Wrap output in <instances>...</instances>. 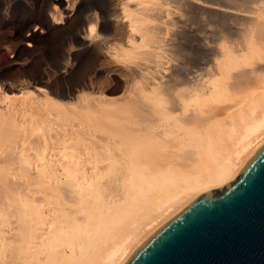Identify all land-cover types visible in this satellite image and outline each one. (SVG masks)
I'll return each mask as SVG.
<instances>
[{
    "label": "bare ground",
    "instance_id": "bare-ground-1",
    "mask_svg": "<svg viewBox=\"0 0 264 264\" xmlns=\"http://www.w3.org/2000/svg\"><path fill=\"white\" fill-rule=\"evenodd\" d=\"M245 1L38 0L20 18L0 0L21 39L0 54V264H126L238 175L264 144V10Z\"/></svg>",
    "mask_w": 264,
    "mask_h": 264
},
{
    "label": "water",
    "instance_id": "water-1",
    "mask_svg": "<svg viewBox=\"0 0 264 264\" xmlns=\"http://www.w3.org/2000/svg\"><path fill=\"white\" fill-rule=\"evenodd\" d=\"M126 264H264V144L232 181L179 210Z\"/></svg>",
    "mask_w": 264,
    "mask_h": 264
},
{
    "label": "rangeland",
    "instance_id": "rangeland-1",
    "mask_svg": "<svg viewBox=\"0 0 264 264\" xmlns=\"http://www.w3.org/2000/svg\"><path fill=\"white\" fill-rule=\"evenodd\" d=\"M15 1V0H14ZM35 1H38V0H16V6H15V10L11 13V12H9V15L10 16H12V17H15V16H18L19 15V17L20 18H25V17H27L28 16V14H29V6L25 3V2H29L30 4L32 3V2H35ZM250 1V2H249ZM252 1V2H251ZM261 1H263V0H257V1H255V0H248V1H245L244 3H247V4H244L243 2L242 3H240L239 5H240V8H242L241 6H245V7H243L244 8V10H249V11H253V13L255 12V10H258L257 8H259V10L261 9V11H257V12H262V10H264V6L262 7V6H260V5H263V3L261 2ZM242 8V9H243ZM245 8H247V9H245ZM254 9V10H253ZM248 11V12H249ZM256 13V12H255ZM25 31H27V29L25 30ZM209 38H210V40L211 41H213V42H211L210 40H209ZM208 39H207V41L209 42V43H211V44H213V45H219V46H221V47H223V48H226V47H228L229 46V44L230 43H228V41H226L227 39L226 38H223V37H221V39L222 40H219V39H217L216 40V38L214 37V38H212V37H209ZM20 38H18V37H16L14 34H13V28H12V26H2L1 24H0V54H1V56L5 59V60H9L10 59V57H11V55L13 54V52H14V50L17 48V46L19 45V43H20ZM215 41V42H214ZM225 41V42H224ZM227 45V46H226ZM257 52H259V51H261V49H259V50H256ZM255 51V52H256ZM264 52H262L261 51V53L259 52V53H255V56H252L253 58H258V59H260L261 58V55L263 54ZM253 55H254V53H253ZM264 56V55H263ZM263 58L264 57H262V59L261 60H263ZM257 59V60H258ZM256 60V59H255ZM256 60V61H257ZM260 60V61H261ZM262 62V61H261ZM18 72H19V68H18V66H16V65H14L11 69H10V71H9V74L12 76V75H14V76H16L17 74H18ZM20 93L18 90H16V93ZM17 93V95H19ZM252 107V106H251ZM249 109H251L249 106H248V108H246L245 107V110H244V115H246V114H248V112L250 111ZM252 110V109H251ZM251 112V111H250ZM244 115H242V116H244ZM241 116V117H242ZM248 117V116H247ZM247 117L245 116V117H242L241 119H239V124L238 125H242L243 124V121L245 122V120L247 119ZM238 118H240V117H238ZM237 118V119H238ZM242 120V121H241ZM220 123V122H219ZM70 124V125H69ZM69 124H67V125H69V126H71L72 125V123H69ZM221 124V123H220ZM223 124V123H222ZM54 126V128H55V130L56 129H60L61 131H65V129H62L61 127H59L58 125H53ZM220 126L218 123H217V121H216V123L214 124V126L212 125L211 126V128L213 129V128H218V127ZM221 128H222V126H220ZM211 128H210V130H211ZM221 128H219V131H221V130H223V129H221ZM55 130L53 131H51V132H55ZM217 130V129H216ZM57 131V130H56ZM213 131H215V130H213ZM212 132V131H211ZM216 132H218V131H216ZM38 135H40L41 133H39V132H36ZM213 134H215V133H213ZM224 136V135H223ZM222 136V138H224ZM228 135H226L225 136V139H221V135H219V137H220V140H218V141H215L214 142V140H215V138L217 137H213L212 139H214V140H209V139H205V140H199L198 141V145L201 147V151H202V156H204V154L203 153H210L207 157L206 156H204V157H206V158H208L210 155H212V156H214V154H213V152H208L206 149H208L209 151H210V148H208V146H210V145H212V149L214 150L215 148H216V150H218L221 146H223L226 142L228 143L230 140H232V138L230 137V136H228ZM219 137H217V138H219ZM227 137V138H226ZM208 140V141H207ZM228 140V141H227ZM213 142V143H212ZM231 142V141H230ZM229 142V143H230ZM218 143H220V144H218ZM203 145V146H202ZM203 147V148H202ZM204 147H206V148H204ZM9 149V147H5L4 148V150L2 149V150H0V156L1 155H4V153L6 152V150H8ZM202 149H204V150H202ZM221 149H223V148H221ZM58 150V149H57ZM59 150H60V147H59ZM216 150H214V151H216ZM219 151H221V150H219ZM34 153V155H35V157H34V159H33V157H32V155H31V157H30V160H31V163L33 164L34 163V160H35V165H33L32 166V164H31V168L28 170V171H24V169H19V170H15V172H14V174L12 173V171L10 172V173H8V175H9V177L11 178V179H14L16 182H17V180H18V183L20 182V181H23L24 183H25V185H24V183H22V182H20V183H22L23 185H20V183H19V185L20 186H28L31 182H32V178H31V174L35 171V173L36 172H38L39 171V169L41 168V166H42V163H43V160H44V158H45V156L44 155H42V154H44V152L41 150V151H39V152H37V150H32L31 151V154H33ZM53 152V151H52ZM41 153V154H40ZM60 153H62V152H60ZM215 153V155L218 153H216V152H214ZM219 153H221V154H223V152H219ZM218 153V154H219ZM212 156H210V157H212ZM219 156H220V154L219 155H217L216 157H213L214 159H220L219 158ZM223 156V155H222ZM221 156V157H222ZM203 157V158H204ZM210 157H209V159H210ZM218 157V158H217ZM32 158V159H31ZM38 159V161H36L37 159ZM31 171V172H30ZM16 172H19V174L18 173H16ZM113 173L114 172H112L111 173V175H113ZM16 174H18V175H16ZM34 174V173H33ZM22 175H23V177H22ZM16 176H18V177H16ZM20 177V178H19ZM24 178V179H23ZM26 179H28V180H26ZM30 180V181H29ZM28 181V182H27ZM17 183V184H18ZM16 184V185H17ZM54 246V245H53ZM53 246H50V249L49 250H53L54 249V247ZM55 264V263H54Z\"/></svg>",
    "mask_w": 264,
    "mask_h": 264
}]
</instances>
